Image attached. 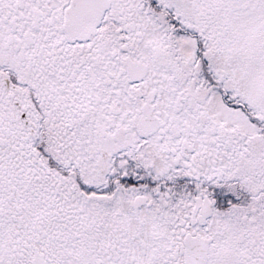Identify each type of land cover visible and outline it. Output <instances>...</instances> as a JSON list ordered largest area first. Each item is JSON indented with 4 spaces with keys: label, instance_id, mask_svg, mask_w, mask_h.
I'll list each match as a JSON object with an SVG mask.
<instances>
[{
    "label": "snow or ice",
    "instance_id": "obj_1",
    "mask_svg": "<svg viewBox=\"0 0 264 264\" xmlns=\"http://www.w3.org/2000/svg\"><path fill=\"white\" fill-rule=\"evenodd\" d=\"M0 264H264V0H0Z\"/></svg>",
    "mask_w": 264,
    "mask_h": 264
}]
</instances>
